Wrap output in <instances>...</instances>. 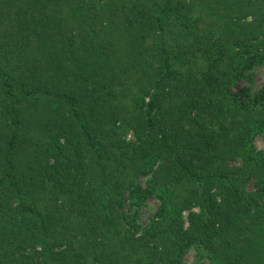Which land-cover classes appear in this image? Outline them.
I'll return each instance as SVG.
<instances>
[{"label": "trees", "instance_id": "trees-1", "mask_svg": "<svg viewBox=\"0 0 264 264\" xmlns=\"http://www.w3.org/2000/svg\"><path fill=\"white\" fill-rule=\"evenodd\" d=\"M263 64L264 0H0V264H264Z\"/></svg>", "mask_w": 264, "mask_h": 264}, {"label": "rangeland", "instance_id": "rangeland-1", "mask_svg": "<svg viewBox=\"0 0 264 264\" xmlns=\"http://www.w3.org/2000/svg\"><path fill=\"white\" fill-rule=\"evenodd\" d=\"M249 17L248 19H250ZM254 75H253V83L244 80L241 81L238 84V87L240 86H250L252 89V92L254 94L260 92L262 88H264V64L255 67L254 69ZM262 95V94H260ZM247 98V97H246ZM147 99V98H146ZM148 100V99H147ZM264 102V97H263ZM127 141H131L135 139V135L133 130H129L124 136ZM252 144L254 145L256 151H264V130L255 134L254 137H252ZM149 175L140 173L136 180L141 184V186L146 185V181L148 180ZM159 206V201L155 196H150L146 199V201L140 205V206H133L132 209H130V212L137 213V221L140 222L143 226L146 225L150 219L154 216ZM197 210V208H195ZM135 210L137 212H135ZM188 210H185L183 212L185 226H188L189 219H188ZM196 258V249L194 247H191L184 255V264H195ZM200 264H212L211 260L205 256L204 258L200 259Z\"/></svg>", "mask_w": 264, "mask_h": 264}]
</instances>
